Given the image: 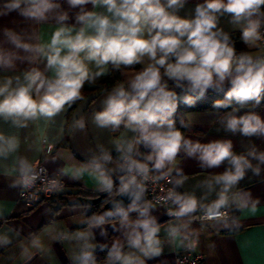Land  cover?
I'll return each mask as SVG.
<instances>
[{"label": "clouds", "instance_id": "obj_1", "mask_svg": "<svg viewBox=\"0 0 264 264\" xmlns=\"http://www.w3.org/2000/svg\"><path fill=\"white\" fill-rule=\"evenodd\" d=\"M77 9L74 19L64 11L60 0H0V18L13 13L37 24L53 19L57 24L46 42H30L10 28H4V44L0 45V70L14 69L17 63H27L18 75L0 78V121L16 129L30 124L52 122L61 113L83 100L85 85L121 71L126 81L117 82L102 100V108L92 115L98 129L121 131L112 143L118 152L116 168L111 153L98 145V153L86 163L69 165L48 177L38 163L19 155L21 139L0 131V161L11 159L6 171L14 175L10 187L20 189V195L38 201L41 192L52 193L64 188L61 177L80 181L87 173L101 192L127 197L108 201L112 207L90 218L88 228L75 233L82 241L75 264H98L92 243L94 228L119 224L121 237L106 249L105 264H145L162 252L161 224L152 215L155 205L145 199L148 184L163 181V195L157 203L170 204L165 233L169 243L193 251L199 243V231L191 227L194 221L213 227L230 229L238 221L230 212L251 207L258 201L239 187L248 171L255 175L264 165V151L252 147L246 154H236L231 140L208 143L185 137L176 127L174 115L180 102L191 105L209 89L223 91L225 98L215 102L216 108L230 107L234 101L259 104L264 98V0H202L190 17L179 13L187 0H65ZM91 6L90 8L88 6ZM240 33V41L252 51L238 53L231 36L219 27L221 17ZM43 65L41 67L40 65ZM142 66L136 70V66ZM171 82L177 91L169 87ZM225 130L245 137H264V119L255 112L226 115ZM72 127L83 131V117L74 119ZM133 133L126 139V133ZM150 149L143 158L135 154V145ZM183 153L196 159L202 169L219 168L223 172L208 175L198 184L204 190L180 191L189 179L176 167ZM257 163L254 165L252 161ZM118 171L119 186H114L113 172ZM175 172V175H173ZM211 197V198H210ZM136 213V218L131 217ZM3 211L0 209V217ZM0 231V248L12 244V233ZM38 236L30 243H21L20 255L30 260L33 249L40 248Z\"/></svg>", "mask_w": 264, "mask_h": 264}, {"label": "crops", "instance_id": "obj_2", "mask_svg": "<svg viewBox=\"0 0 264 264\" xmlns=\"http://www.w3.org/2000/svg\"><path fill=\"white\" fill-rule=\"evenodd\" d=\"M60 2L63 10L69 13L71 22L77 9L68 7L65 0H60ZM201 2L202 0H187L179 14L190 17L194 13L196 4ZM55 27L57 24L53 19L37 24L34 21L22 19L13 13L10 16L0 18V45L8 47L4 44V28H10L21 34L25 40L35 43L38 40L40 42L48 41ZM219 27L228 34L239 33L229 23L228 16L220 18ZM243 46L245 52L252 51L246 45L243 44ZM40 66L43 67L42 64ZM28 67L30 65L26 62H18L14 69L0 70V78L18 75ZM126 79L127 76L120 71L117 82L126 81ZM169 87L181 95V90L175 89L171 82H169ZM229 87V85H225L223 91H227ZM106 94L105 91L89 94L71 109L61 113L47 124L41 121L30 124L25 129H16L10 124L0 121V131L9 135H18L21 139L19 155L26 156L33 163L39 161L53 175H57L62 168L69 165L86 163L92 155L98 153V145H102L111 153L113 163L109 167L115 169L120 154L116 152L112 140L116 136H120L123 130L112 132L106 129H98L92 123V115L102 108L101 102ZM249 112H255L264 119V106L257 111L251 106L238 107L224 113L211 110L189 111L185 113L184 117L191 131L184 135L201 143L214 140H231L233 151L238 155L246 154L252 147L258 151H264V137H245L239 132L233 134L225 130L224 121L228 113L239 116ZM80 117L86 121V128L83 131L75 130L72 127L74 119ZM133 136V133L128 132L125 138L132 139ZM44 146H50L51 150L47 153L43 152ZM149 152L150 149L146 146L135 145V154L138 158H143ZM252 163L255 165L257 161L253 160ZM12 166L13 161L11 159L0 161V209L3 211V216L0 217V231L7 228L15 230L11 234L12 244L6 248H0V264H75L73 258L82 244V241L75 237V233L88 228L90 216L89 205L71 202L79 194H106L109 199L114 195L110 196L107 192L99 191L96 180L87 173L80 181H73L68 176H63L61 179L65 182V188L54 195L52 202H43L29 208L19 199V189L10 187L15 176L5 173ZM176 167L182 169L183 173L189 177L179 190L194 192L200 197L204 190L198 187L199 182L208 175L223 172L227 164H222L219 168L202 169L196 159L188 158L181 153L177 158ZM119 175L118 171L113 172L115 187L119 186ZM239 187L251 192L252 199L258 201V204L255 209L251 207L240 211L233 209L230 212L229 223L232 219H236L237 225H233L230 229H223L219 225L213 227L207 223L202 226L201 222H193L191 225L200 233L199 243L195 250L204 255L205 264H264V165L261 166L259 175L248 171ZM59 195L61 198H58ZM123 201L125 205L129 203L127 197ZM136 215V213H132L131 217L135 219ZM152 215L161 224L162 252L158 257L146 260L145 264H171L176 252L183 247L169 243L167 240L165 228L171 218L167 215L165 208L161 205H155ZM103 228L106 230V235H101L100 228L91 230L95 237L92 243L97 245L95 254L101 250L100 246L107 245L110 247L113 240L122 238V230H120L118 223L115 226L109 223ZM34 235L39 237L41 246L39 249H33L34 255L30 260H25L20 255V245L21 243H30ZM104 258L98 260V264H105Z\"/></svg>", "mask_w": 264, "mask_h": 264}, {"label": "trees", "instance_id": "obj_3", "mask_svg": "<svg viewBox=\"0 0 264 264\" xmlns=\"http://www.w3.org/2000/svg\"><path fill=\"white\" fill-rule=\"evenodd\" d=\"M229 35L231 36L232 40L235 43V47H236L237 52L238 53L245 52V48L239 39L240 33L233 32V33H229ZM140 68L141 67L139 65L136 66V70H140ZM119 73H120V71H114L113 70V71H110L109 75L104 76V77L100 78L99 80H97L95 85L89 86L86 84L84 89L82 90L83 97L85 98L93 92L105 91V89H109L111 86H113L115 84V82H117L119 80ZM226 92L227 91L217 92V91H214L212 89H209L202 98L195 99V102L191 105L180 102L178 105L177 111L174 115L176 127L178 129H180L183 132V134H185L188 131H191V128L188 126V124L185 120V117H184L185 113H187L189 111H208V110H211V111H216L219 113H224V112H227V111H230V110H233L235 108L242 107V106H251V107H253V109H255L257 111L261 107L264 106V98H262L259 104L255 103L254 101H249V102L241 105V104H237L236 102L233 101L231 103L230 107H227V108H216V107H214V104L216 101L223 100L225 98ZM182 94L183 93L181 92V95ZM79 101H81V100H79ZM100 195L101 194H95V195H81V194H79L75 197L84 196V197L95 198V197H99ZM58 198H61V196L59 195ZM108 200H109V198L105 196L103 199H101L97 203H95L93 205H89V216H90V218L94 214L99 215L102 212H104V205L108 202ZM95 255H96L97 261L102 260L105 257L106 252L99 250Z\"/></svg>", "mask_w": 264, "mask_h": 264}, {"label": "built area", "instance_id": "obj_4", "mask_svg": "<svg viewBox=\"0 0 264 264\" xmlns=\"http://www.w3.org/2000/svg\"><path fill=\"white\" fill-rule=\"evenodd\" d=\"M50 150H51L50 146H44L43 148V152L45 153L49 152ZM36 163H38L39 168L43 170L44 175L48 177L55 176L51 174L50 172H48L46 168L39 161H37ZM62 182L65 188V182L63 179H62ZM161 187H168V185H166L163 181H161L159 184H152L151 182H149L148 191L145 194V199L148 201H151L155 205L163 206L167 212L168 208L171 206L170 204L157 203L158 197L163 195V193L161 192ZM61 191H56L52 193L41 192L39 194L40 198L38 201L28 199L27 194H25V196H21L20 189H19L18 196H19V199L23 201L29 208H33L43 202H47V203L52 202L54 195H56L57 193ZM194 222H200V221L197 220ZM171 264H205L204 255L197 250L189 251L183 247L180 251L176 252Z\"/></svg>", "mask_w": 264, "mask_h": 264}, {"label": "water", "instance_id": "obj_5", "mask_svg": "<svg viewBox=\"0 0 264 264\" xmlns=\"http://www.w3.org/2000/svg\"><path fill=\"white\" fill-rule=\"evenodd\" d=\"M106 196V194H101L99 197H84V196H78L76 197L71 203H78V204H85V205H93L103 199ZM126 197H115L113 196L108 201H111L112 199H125ZM112 206L110 202H107L104 205V210H108V208Z\"/></svg>", "mask_w": 264, "mask_h": 264}]
</instances>
